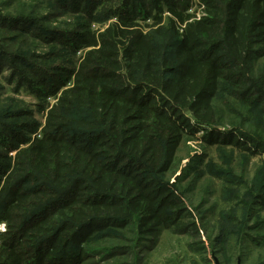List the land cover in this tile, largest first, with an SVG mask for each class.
<instances>
[{"label":"trees","instance_id":"1","mask_svg":"<svg viewBox=\"0 0 264 264\" xmlns=\"http://www.w3.org/2000/svg\"><path fill=\"white\" fill-rule=\"evenodd\" d=\"M179 2L31 0L16 13L0 11V264H141L139 250L163 230L199 234L187 222L195 211L167 180L184 138L204 131L206 145L264 155V132L237 122L221 132L227 124L215 107L221 89L239 91L263 126L249 123L264 128V90L248 89L247 78H255L253 62L264 70V0H200L201 17ZM66 16L65 26L49 24ZM97 22L108 25L92 31ZM2 79L13 94L43 101V125L1 99ZM238 191L224 190L236 202L219 215L211 245L229 262L244 243L264 241V222L253 224L264 188Z\"/></svg>","mask_w":264,"mask_h":264},{"label":"rangeland","instance_id":"2","mask_svg":"<svg viewBox=\"0 0 264 264\" xmlns=\"http://www.w3.org/2000/svg\"><path fill=\"white\" fill-rule=\"evenodd\" d=\"M30 2L31 0H0V11L16 13L22 5L27 6L26 3ZM179 4L183 5L188 13H193L197 15V17L205 15L204 7L201 5L200 0H180ZM167 5H169L167 1L161 3L164 10L168 8ZM70 18L71 16H66L61 19L54 18L51 19L49 24L55 25L56 27L65 26V23L69 22L68 19ZM115 21H117V18H113L109 23ZM137 21L139 23L152 22V20L144 22L141 18L137 19ZM105 24L108 25V23H93L91 29L92 31L105 29L107 26ZM26 45H32V43L28 42ZM56 49L59 50L58 48ZM38 51L41 54L53 53L49 47H43ZM59 52L61 53L60 50ZM81 52H79L78 55H80ZM64 59L69 67H73L74 58L72 55L68 54ZM262 62L263 61L253 62V75L255 78L252 77V74L247 75L248 80H251L253 83H248V89L249 86H251V88H255V91H258L256 87L258 86L260 89L264 90V70L261 71ZM8 73L9 71L6 70L3 76H7ZM2 83L4 84L2 85L5 88V92L1 99L3 100L5 97L12 98L15 102L14 104L19 107L25 108L24 106H26L28 110L33 112L34 119L43 125L45 117L40 112V104H42L43 101L26 92H22L20 95L13 94L12 87L7 85L3 79ZM232 91L237 95L232 96L227 90L221 89L215 103L217 112L220 113V116L224 118L227 124L220 129L221 132H231L233 130L232 122H237V127H242L243 130L247 131L250 130L253 134L264 132V128L259 130L256 126L249 123L251 121L263 126V122L258 119V117H260L258 112H252L250 107L243 104V99H241L239 91ZM255 96L256 92L252 93L251 98L253 99ZM44 100H46V105H53L56 102V97L44 98ZM255 102L259 103L257 100ZM11 110H15V107H12L9 111ZM39 134L40 131L37 135ZM203 135L204 131H200L196 137L188 136L186 139L184 138L177 154V166L167 177L168 183L171 186H175L176 191L183 198L182 200L187 207L195 211L187 222H190V220L197 222L200 226L199 234L197 236H193L192 234L177 235L171 231L163 230L157 237L147 242L145 249L139 250V255L142 256L141 264H215V260L220 264H238L239 261L241 264H264V241L259 244L255 242L248 243L249 246L244 243L242 254H234L230 262L226 260V255L224 253L216 252V249L211 246L218 232L219 227L217 223L219 215L231 209L236 202L234 200L235 197L226 196L224 190L227 189V187L232 189L233 192L239 190L236 195L241 196L246 194V191L253 186L256 188V193L259 192L261 188H264V155L260 154L255 156L240 152L231 146H209L201 141ZM194 167H197V171L191 169ZM209 167H215L222 172L227 171V174L232 173L229 177L233 182L239 183L241 181L243 184L236 186L227 183V180L223 181L222 179L213 177L209 173ZM232 175L236 176L238 180H234ZM255 213L256 216L253 224L264 222V205L259 204ZM241 214V212H238V215ZM115 234L119 239L118 233L115 232ZM258 234L264 237V228L258 230L257 235ZM125 236L127 242H133V245L135 244L137 240L135 236H132L130 233ZM210 236L211 239L208 242L207 240ZM233 243H236L235 237L231 239L230 245ZM99 260V257H94L89 263L94 264ZM129 261H132V259Z\"/></svg>","mask_w":264,"mask_h":264},{"label":"built area","instance_id":"3","mask_svg":"<svg viewBox=\"0 0 264 264\" xmlns=\"http://www.w3.org/2000/svg\"><path fill=\"white\" fill-rule=\"evenodd\" d=\"M0 232L1 233L6 232V225L5 224L0 225Z\"/></svg>","mask_w":264,"mask_h":264},{"label":"water","instance_id":"4","mask_svg":"<svg viewBox=\"0 0 264 264\" xmlns=\"http://www.w3.org/2000/svg\"><path fill=\"white\" fill-rule=\"evenodd\" d=\"M215 264H220L217 260H215ZM238 264H241V262L239 261Z\"/></svg>","mask_w":264,"mask_h":264}]
</instances>
